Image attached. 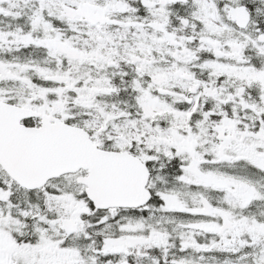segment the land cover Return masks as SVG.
Masks as SVG:
<instances>
[{
    "label": "snow or ice",
    "instance_id": "1",
    "mask_svg": "<svg viewBox=\"0 0 264 264\" xmlns=\"http://www.w3.org/2000/svg\"><path fill=\"white\" fill-rule=\"evenodd\" d=\"M0 264H264V0H0Z\"/></svg>",
    "mask_w": 264,
    "mask_h": 264
}]
</instances>
